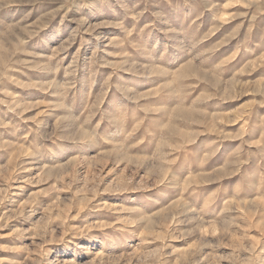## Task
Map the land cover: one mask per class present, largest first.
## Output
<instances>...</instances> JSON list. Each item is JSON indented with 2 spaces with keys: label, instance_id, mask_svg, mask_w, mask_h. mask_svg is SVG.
Instances as JSON below:
<instances>
[{
  "label": "rangeland",
  "instance_id": "obj_1",
  "mask_svg": "<svg viewBox=\"0 0 264 264\" xmlns=\"http://www.w3.org/2000/svg\"><path fill=\"white\" fill-rule=\"evenodd\" d=\"M0 264H264V0H0Z\"/></svg>",
  "mask_w": 264,
  "mask_h": 264
}]
</instances>
